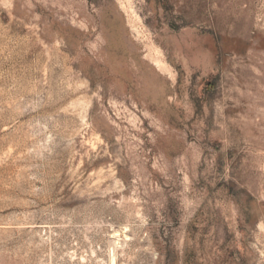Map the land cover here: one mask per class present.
Here are the masks:
<instances>
[{"label":"rangeland","instance_id":"1","mask_svg":"<svg viewBox=\"0 0 264 264\" xmlns=\"http://www.w3.org/2000/svg\"><path fill=\"white\" fill-rule=\"evenodd\" d=\"M113 255L264 264V0H0V264Z\"/></svg>","mask_w":264,"mask_h":264},{"label":"bare ground","instance_id":"2","mask_svg":"<svg viewBox=\"0 0 264 264\" xmlns=\"http://www.w3.org/2000/svg\"><path fill=\"white\" fill-rule=\"evenodd\" d=\"M117 237L119 236V235H116ZM119 239H122V238H120V237H118ZM124 238V237H123ZM118 239V240H119ZM117 240V239H116ZM118 242V241H117ZM120 242H118V243H116V244H119ZM116 246H118V245H116ZM117 249V248H116ZM114 251H116V250H114ZM114 254V253H113ZM117 262H116V258H115V255H113V257H112V261H111V264H116Z\"/></svg>","mask_w":264,"mask_h":264}]
</instances>
